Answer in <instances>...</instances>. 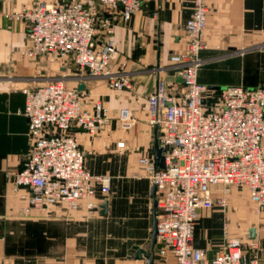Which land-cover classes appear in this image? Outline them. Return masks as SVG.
I'll list each match as a JSON object with an SVG mask.
<instances>
[{
	"label": "built area",
	"instance_id": "2783aa9c",
	"mask_svg": "<svg viewBox=\"0 0 264 264\" xmlns=\"http://www.w3.org/2000/svg\"><path fill=\"white\" fill-rule=\"evenodd\" d=\"M192 2V13L184 23L186 47L169 55L182 86L174 91L177 81L158 78L156 89L147 95L148 121L157 126L158 143L164 147L163 167L152 158H138L156 186L155 259L163 264L169 256L172 264H264L227 228L211 257L193 244L199 208L226 209L232 188L245 189L255 210H264V86L227 84L218 91L217 102L204 101L209 88L197 74L203 62L200 52L206 47L208 4ZM141 4L142 0L66 4L34 0L6 10L4 16L27 23L22 55L71 61L87 76L102 77L110 88L122 89L131 88V80L124 62L114 67L117 48L109 14L117 10L127 19ZM23 92L30 148L13 173L12 190H23L20 196L26 209L49 212L59 206L71 212L83 206L86 214L97 212L100 200L110 192V177L86 168L72 128L100 132L109 119L107 106L100 99L88 105L83 91L61 76ZM117 122L123 129L133 127V110L119 108ZM117 146H124V141Z\"/></svg>",
	"mask_w": 264,
	"mask_h": 264
},
{
	"label": "crops",
	"instance_id": "0c3cea01",
	"mask_svg": "<svg viewBox=\"0 0 264 264\" xmlns=\"http://www.w3.org/2000/svg\"><path fill=\"white\" fill-rule=\"evenodd\" d=\"M33 1L0 0V264H147L144 257H135V247L150 249L153 223L152 183L138 161L140 156L154 159L158 133L148 121L147 95L156 89L158 78L174 79L179 83L175 89L182 86L169 55L186 47L184 23L193 2L142 0L141 7L127 19L112 10L109 15L117 48L113 64L117 67L124 62L131 80V88L113 89L104 78L87 76L71 61L21 54L27 23L6 17L4 12ZM46 1L66 4L72 0ZM207 4L206 47L200 52L203 62L197 74L198 81L209 88L204 101L217 102L218 91L227 84L264 86V0H207ZM57 76L71 86L84 82L87 104L100 99L108 108L109 119L100 132L72 128L86 168L110 177L105 214L99 209L86 214L83 206L71 212L59 206L49 212L26 209L27 202L20 196L23 190H12L13 173L30 148L28 119L22 112L23 88ZM123 106L136 116L129 129L117 122ZM119 140L124 146H117ZM234 213L229 218L230 213L218 207L199 208L193 244L211 257L227 228L240 238L246 234L260 246L257 257L264 262V213L259 215L260 223L250 225L255 227L254 237L248 231L250 226L240 232L228 227L236 221Z\"/></svg>",
	"mask_w": 264,
	"mask_h": 264
},
{
	"label": "rangeland",
	"instance_id": "374dc122",
	"mask_svg": "<svg viewBox=\"0 0 264 264\" xmlns=\"http://www.w3.org/2000/svg\"><path fill=\"white\" fill-rule=\"evenodd\" d=\"M229 70V69H228ZM66 82V81H65ZM68 83V82H67ZM177 86V85H176ZM176 88V87H175ZM174 91H179L178 89H175ZM213 207H218L221 210H226L228 211L229 218L231 217V212L234 211L235 213L232 216L237 217L235 222H230L228 227L230 229L232 228V231L235 230H240V231H245L246 227L252 225L253 223H260V218H262L261 213L264 212H257L255 210V204L248 198L245 190L237 189V188H232L231 191L228 194V203L226 209H223L222 207L219 206H213ZM234 226V228H233ZM239 231V232H240ZM241 239L244 241V244L247 248L248 251H253V254H256L258 256L259 248L260 246H256L254 243V246H250V239L244 234V236L241 237ZM259 247V248H258ZM156 264H160L158 259H154ZM173 260L171 258H168L167 264H172Z\"/></svg>",
	"mask_w": 264,
	"mask_h": 264
},
{
	"label": "water",
	"instance_id": "95a60500",
	"mask_svg": "<svg viewBox=\"0 0 264 264\" xmlns=\"http://www.w3.org/2000/svg\"><path fill=\"white\" fill-rule=\"evenodd\" d=\"M178 80L181 82L182 78L181 76H179ZM86 85L84 82H80L77 86V89L82 91L83 89H85ZM155 130L157 131V126L155 125ZM154 149H155V153H154V162L155 165L158 167H163L164 166V155H163V150L164 147L159 145L158 143V138H155L154 141ZM155 190H156V186L154 184H152L151 187V194L153 196V223H152V230H151V245H150V249L146 250L142 247H135L136 248V252H135V257H144L146 260L147 264H156L155 263V253H154V246H155V242H156V203H157V199L155 197ZM107 211V199L105 198L102 202H100V208H99V212L105 214ZM248 231L251 233V236L254 237L255 236V227L254 226H250ZM163 264V263H160Z\"/></svg>",
	"mask_w": 264,
	"mask_h": 264
}]
</instances>
